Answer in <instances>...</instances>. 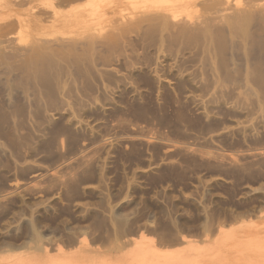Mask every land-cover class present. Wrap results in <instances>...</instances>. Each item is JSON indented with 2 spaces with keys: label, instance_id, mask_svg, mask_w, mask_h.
<instances>
[{
  "label": "rangeland",
  "instance_id": "1",
  "mask_svg": "<svg viewBox=\"0 0 264 264\" xmlns=\"http://www.w3.org/2000/svg\"><path fill=\"white\" fill-rule=\"evenodd\" d=\"M0 264H264V0H0Z\"/></svg>",
  "mask_w": 264,
  "mask_h": 264
},
{
  "label": "bare ground",
  "instance_id": "2",
  "mask_svg": "<svg viewBox=\"0 0 264 264\" xmlns=\"http://www.w3.org/2000/svg\"><path fill=\"white\" fill-rule=\"evenodd\" d=\"M53 1V0H52ZM52 6H54L53 2H52ZM246 21V20H245Z\"/></svg>",
  "mask_w": 264,
  "mask_h": 264
}]
</instances>
